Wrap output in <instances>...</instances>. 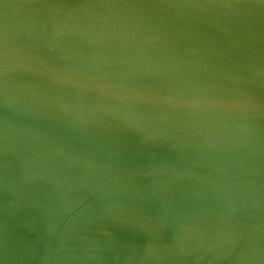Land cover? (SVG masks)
<instances>
[{"label": "water", "instance_id": "95a60500", "mask_svg": "<svg viewBox=\"0 0 264 264\" xmlns=\"http://www.w3.org/2000/svg\"><path fill=\"white\" fill-rule=\"evenodd\" d=\"M0 264H264V0H0Z\"/></svg>", "mask_w": 264, "mask_h": 264}]
</instances>
